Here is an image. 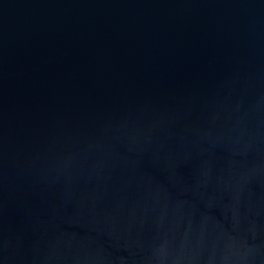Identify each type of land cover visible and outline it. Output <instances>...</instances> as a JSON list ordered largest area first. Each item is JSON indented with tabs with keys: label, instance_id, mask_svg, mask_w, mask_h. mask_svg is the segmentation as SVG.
Listing matches in <instances>:
<instances>
[{
	"label": "water",
	"instance_id": "obj_1",
	"mask_svg": "<svg viewBox=\"0 0 264 264\" xmlns=\"http://www.w3.org/2000/svg\"><path fill=\"white\" fill-rule=\"evenodd\" d=\"M0 264H264V0H0Z\"/></svg>",
	"mask_w": 264,
	"mask_h": 264
}]
</instances>
